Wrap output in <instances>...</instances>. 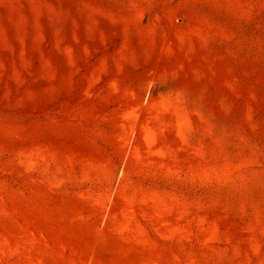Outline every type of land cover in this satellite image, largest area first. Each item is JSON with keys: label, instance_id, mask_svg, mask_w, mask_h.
I'll use <instances>...</instances> for the list:
<instances>
[{"label": "rangeland", "instance_id": "rangeland-1", "mask_svg": "<svg viewBox=\"0 0 264 264\" xmlns=\"http://www.w3.org/2000/svg\"><path fill=\"white\" fill-rule=\"evenodd\" d=\"M0 264H264V0H0Z\"/></svg>", "mask_w": 264, "mask_h": 264}]
</instances>
